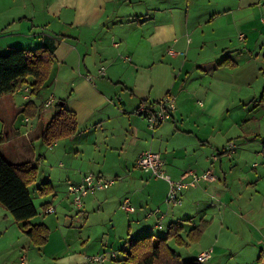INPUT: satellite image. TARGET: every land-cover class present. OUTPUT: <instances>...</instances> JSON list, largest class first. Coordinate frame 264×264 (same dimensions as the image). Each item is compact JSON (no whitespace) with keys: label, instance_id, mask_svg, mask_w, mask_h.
Listing matches in <instances>:
<instances>
[{"label":"crops","instance_id":"obj_1","mask_svg":"<svg viewBox=\"0 0 264 264\" xmlns=\"http://www.w3.org/2000/svg\"><path fill=\"white\" fill-rule=\"evenodd\" d=\"M198 1L0 0V54L12 48H36L43 36L56 41L54 61L43 85L47 95L30 96L33 79L29 77L19 90L0 97V102L9 97L1 109L8 105L19 111L29 100L39 108L33 120L13 111L14 130L6 134L1 124L0 140L16 144V131L25 127L17 153L27 155L24 161H31L38 173L47 159L48 167L58 171V175L45 173L42 177V183L48 182L54 190L42 196L43 203L51 204L60 197L55 178L67 186L92 171L117 179V189L86 195L79 212L93 217L95 212L90 209L103 210L106 201L115 199L120 207L123 199L132 206L131 210L121 207L125 214L119 221L125 232L119 233L117 247L106 228L96 225L99 237L92 230L78 231L81 236L66 252L57 248L71 236L72 221L67 229L63 225L52 229L37 209L29 224L44 223L49 238L37 246L27 238L32 250L50 248L48 254L36 258L30 254L31 264H54L53 259L56 264H82L85 256L101 252L107 253L106 259L94 264H122L131 239L147 234L165 237L170 225L179 228L185 242L178 245L171 237L167 245L183 259H195L211 247V257L202 264H264V131L254 125L264 115V105L238 94L250 86L249 73L255 69L249 70L250 62L257 63L252 61L254 52L240 48V42L248 38L246 32L236 31V40L219 45L221 59L214 63H206V59L199 65L190 61L199 58L192 55L194 49L198 56L208 42L217 40L207 37L203 26L221 19L225 26L247 30L250 6L262 0H203L213 7ZM193 34L198 36L196 43ZM225 58L235 63L234 68L218 65ZM262 70L264 59L256 67L255 77ZM259 86L261 94L264 81ZM168 93L175 94L176 107L169 119L152 129L135 110L140 103L161 100ZM57 100H63L65 108L76 114L78 126L73 135L48 145L52 146L49 150L41 143L40 133ZM219 120L225 129H219ZM229 140L236 146L231 155L223 152ZM145 150L160 153L171 179L190 170H209L215 179L200 180L182 191L180 205L164 207L163 197H159L160 192L166 194L167 181L136 166ZM256 161L260 163L252 166ZM121 174L122 182L118 180ZM161 221L166 222L164 231ZM203 222L206 226L200 237L189 241V231ZM13 231L18 237L26 235L23 223L0 206V264H9L4 256L8 246L16 243L13 240L7 245ZM124 233L126 237L121 239Z\"/></svg>","mask_w":264,"mask_h":264},{"label":"trees","instance_id":"obj_2","mask_svg":"<svg viewBox=\"0 0 264 264\" xmlns=\"http://www.w3.org/2000/svg\"><path fill=\"white\" fill-rule=\"evenodd\" d=\"M55 45L54 38L43 36L41 45L36 48H12L0 54V97L19 90L27 83L29 77L33 79L30 83L29 95L37 97L49 77L54 61ZM218 65L234 66L235 63L225 58ZM259 102L264 105V90L260 94ZM53 108V114L40 133L41 140L47 145H51L62 137L73 135L78 126L76 114L65 108L63 100H57ZM38 112L39 108L31 100L18 111L26 117L36 116ZM36 178L37 167L31 161L12 163L0 154V206L8 210L15 221L23 223L25 234L30 241L35 245H42L49 238L48 227L44 223L29 224V220L37 215V208L29 191V186ZM51 191L52 188L48 182L42 183L37 189L40 196L49 195ZM48 205L43 203L41 207L46 209ZM205 226L203 222L201 226L190 230L189 241L197 240ZM171 237L178 245L185 242L181 239L179 228L175 225H170L165 237L147 234L131 239L122 264H202L196 258L183 259L169 248L167 241Z\"/></svg>","mask_w":264,"mask_h":264},{"label":"rangeland","instance_id":"obj_3","mask_svg":"<svg viewBox=\"0 0 264 264\" xmlns=\"http://www.w3.org/2000/svg\"><path fill=\"white\" fill-rule=\"evenodd\" d=\"M199 4H202V6H212L213 7V3H206L203 0H199L198 1ZM182 5H184V2H181ZM248 14L250 16V20H251V24L249 26V28L247 30H245L242 27H232L229 26L228 24L225 26L224 24L221 23V19H219L218 21H212L208 26H203L202 30L205 31V34L207 35V37L213 39L216 38L217 40L215 42H208L206 48L199 53V55L197 56V53L195 54V49L193 51V56L195 57H199L198 59H191L190 61H192L194 63V65H199L200 63H205L206 59L207 62L206 63H214L217 59H221L222 55L220 54V47L219 45H221V43H224L225 41L227 42L228 39H230L232 41L236 40V31L239 32H243L247 34V42H240V48L245 50H251L252 52H254L253 54V59L252 61H257V63H251L250 62V69L249 70H253L254 68V72H250V86L247 88L248 91H243L242 92H235L238 93L239 95H244L245 97H249V99L253 98L254 100H256V103H259V96H260V84L262 81H264V70L261 71V74H258V77H255V70L256 67H258L259 62L262 61V59H264V24H262V22H264V0H262L260 2L259 5L256 4H252L250 6V9L248 11ZM260 17L262 22L260 21ZM196 29V28H195ZM198 29H196L197 31ZM195 31V33H196ZM238 33V32H237ZM191 39H193V42L196 43L198 36L193 34ZM234 43V42H233ZM255 53L258 54L255 56ZM221 55V56H220ZM217 57V58H216ZM207 65V64H206ZM229 68H234L232 66H229ZM196 69V68H195ZM200 78V77H199ZM49 91H46L45 86L41 89L40 91V96H44L47 95ZM175 95V94H174ZM176 97V96H175ZM7 98L3 99L0 102V105L2 102H6ZM177 99H175V104H176ZM254 104V105H255ZM8 105L3 106V109L0 108V128H1V124H3L4 128H5V133L6 134H10L12 132V130H14V124L12 123V115L18 114V110H13L12 108H7ZM12 110V111H11ZM15 111V112H13ZM238 114V111L235 112V116ZM23 115V114H22ZM26 116V115H23ZM36 116H30L31 120L36 119ZM19 122V121H18ZM254 125L257 126L264 131V115H261L255 122ZM16 126V124H15ZM219 129L222 128H226L225 125L222 124L221 120H219V125H218ZM25 127L21 126L19 129V131L17 130L16 134L14 135L15 137H17L16 140V144L14 142H10V140H0V154H2L4 156V158L6 160H8L9 162L12 163H17V162H22L25 159H27V155H19L16 151L17 149V144H19L24 137H22L20 135V133L24 132ZM223 129V130H224ZM230 141L226 142V146L229 144ZM41 143H43V146L47 147L49 150L52 149V146H49L47 144H45L42 140ZM236 149V148H235ZM29 155V154H28ZM253 163H257V165L260 162H253ZM252 163V166H253ZM46 164L47 167L44 165ZM40 164V172L38 173L37 179L29 186V191L33 200V203L35 204L36 208L39 210L40 212V218L41 219H45L47 223L50 224V227L52 229L55 228V226H57L58 228L63 225L64 228H68V224L72 221V232H71V236H69V239H63V241L59 244L58 249H61V251L66 252L68 251V247L73 245V240H77L78 236H81V234H78V231L84 230V231H91L94 235L95 233V237H99L97 236L98 234H96L98 232V228L96 227V225H103L104 228H106L108 235L111 237L112 243H113V247H117V243L119 239V233L123 232L121 231V226H120V217L124 216V211L122 210V208L120 207V205L118 204L117 199L115 200H108L106 201V208L100 211H97V209H90L89 212H95V215L93 217H87L86 212H79L78 209H80L81 207H77L73 204L72 202V196L68 191V185L72 184L69 183L67 186L66 185H61V182L57 181V178H55V181L53 180V184H55V190L58 192L57 194H60L59 199L57 200H53V202L51 204H49L50 206L55 208V212L54 213H45L44 209L41 207V204L43 203V197L40 196L37 192V189L41 186L42 183V177L43 175L49 174L52 175L53 173H55L56 175H58V171L55 170L54 172L51 170L50 166V161L47 159L45 162ZM167 174V173H166ZM168 175V174H167ZM105 176V175H104ZM106 178H114V177H107ZM124 178V176L121 174V176L118 177V180L120 182H122V179ZM119 182V183H120ZM56 184L58 185V188L56 187ZM121 184V183H120ZM114 185V186H113ZM116 188L117 189V179L114 178L113 183H111L109 185L108 188L106 189H100V190H96L94 192H98V191H102V190H111L112 188ZM37 188V189H35ZM115 189V190H116ZM53 188L51 193L53 192ZM63 191V193H62ZM94 192H88L86 195L90 194V193H94ZM167 192H168V188H167ZM164 193L160 192V198L163 199V206L164 207H170V209H172L173 207H176V205H171V204H167L166 202V195ZM85 195V196H86ZM165 195V196H163ZM85 196H83V199L85 198ZM51 199V198H50ZM83 199H82V206H83ZM162 199L160 201H162ZM125 199H123L124 201ZM122 205V204H121ZM103 211V212H101ZM85 214L83 216H79L80 214ZM39 215V214H38ZM162 224H164V229H161V231H164L166 229V222L161 221ZM61 227V228H63ZM13 236L11 238V241L7 243V245H10L11 242L13 240H16V243L11 246H8V250L6 252V255L4 256V258H7V261L9 264H20V258L24 255L25 256V260L26 263L29 264L31 257L30 254H32L35 258L36 255H43V252L45 254H48V250L50 247H48V249H46L45 251H37L32 250L31 249V244L29 243V239L27 238L26 235H24V237H18L17 233L15 231H13ZM125 232V231H124ZM126 237V234L124 233V236H122L121 239H124ZM32 244H34L31 241ZM35 245V244H34ZM37 246V245H35ZM101 253H105V252H101ZM121 251L119 256H121ZM245 256H249V253L247 254V252L245 251ZM91 255V254H89ZM2 256V254H0V257ZM32 261V260H31ZM54 261V262H53ZM52 262L54 264H56L55 260L53 259ZM50 263V261H49ZM31 264V263H30ZM94 264V263H92ZM253 264V263H251Z\"/></svg>","mask_w":264,"mask_h":264},{"label":"built area","instance_id":"obj_4","mask_svg":"<svg viewBox=\"0 0 264 264\" xmlns=\"http://www.w3.org/2000/svg\"><path fill=\"white\" fill-rule=\"evenodd\" d=\"M170 52H172L170 50ZM91 79V76H88ZM52 102V98L47 104ZM176 107L175 96L172 93H168L164 98L158 101L142 102L136 108L135 112L145 118L148 126L152 129H156L162 122L171 117V111ZM235 144L231 141L225 146L224 153L231 155L235 151ZM262 166H264V153H262ZM257 163H253L256 166ZM136 166L144 171L149 172L153 177L165 179L168 183V192L166 195L167 204L180 205L182 203V191L194 187L202 179L213 180L215 176L209 170L203 172L187 171L179 179H171L163 169L164 160L159 152L153 150H145L141 152L136 160ZM114 178H106L103 174L89 171L85 173L81 181L68 185V191L72 196V202L77 207H82V199L88 192H94L100 189H106ZM121 207L124 210H131L132 206L128 199L122 202ZM157 210H154L156 212ZM45 213H54L55 208L48 205L44 209ZM158 227H161V223H158ZM213 249L211 247L206 248L197 254L196 260L204 263L212 255ZM107 257V253H98L87 255L84 258L82 264L101 263ZM20 264H27L25 256L20 258Z\"/></svg>","mask_w":264,"mask_h":264}]
</instances>
